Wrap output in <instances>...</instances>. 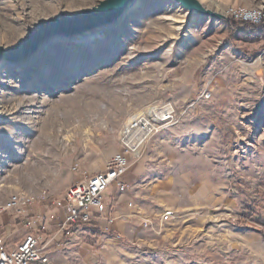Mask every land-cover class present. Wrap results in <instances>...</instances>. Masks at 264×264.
I'll return each mask as SVG.
<instances>
[{
  "label": "rangeland",
  "instance_id": "1",
  "mask_svg": "<svg viewBox=\"0 0 264 264\" xmlns=\"http://www.w3.org/2000/svg\"><path fill=\"white\" fill-rule=\"evenodd\" d=\"M99 1L0 0V45ZM198 1L221 16L135 0L92 40L53 34L3 68L0 205L105 169L133 117L174 110L129 156L136 178L106 189L101 217L65 233L54 264H264V229L247 216H264V38L241 36L226 13H264V0Z\"/></svg>",
  "mask_w": 264,
  "mask_h": 264
},
{
  "label": "built area",
  "instance_id": "2",
  "mask_svg": "<svg viewBox=\"0 0 264 264\" xmlns=\"http://www.w3.org/2000/svg\"><path fill=\"white\" fill-rule=\"evenodd\" d=\"M234 19L249 21L257 24L264 21V13L256 7H232L226 11ZM208 97V94H205ZM137 117V118H136ZM133 119L132 131L122 138L123 150L115 152L108 160L105 169L92 174H86L69 185L65 191L66 215L60 230L65 233L71 231L66 228L74 223H87L92 216L102 215L105 209L103 194L106 189L114 185L123 189V176L126 173L129 156L137 157L146 139L153 132L176 122L174 110L170 104L154 107L146 115H136ZM47 196L43 189L40 198ZM35 201V197L24 191L11 193L6 201L0 205V212L7 210L26 209ZM93 206L95 211L90 213L88 208ZM111 221V219H109ZM145 226L151 223L148 217H142ZM41 237L34 233H26L13 247L9 248L0 236V264H46L48 256L43 254L44 245H40Z\"/></svg>",
  "mask_w": 264,
  "mask_h": 264
},
{
  "label": "crops",
  "instance_id": "3",
  "mask_svg": "<svg viewBox=\"0 0 264 264\" xmlns=\"http://www.w3.org/2000/svg\"><path fill=\"white\" fill-rule=\"evenodd\" d=\"M137 172V167H131L130 163L122 179L125 187L136 178ZM80 178L71 173L63 187L53 192L48 191L45 198L29 204L26 209L7 210L0 213V232H2L0 236L6 245L11 248L26 233H34L41 237L40 245L45 244L42 252L48 256L46 264H54L56 251L59 250L57 246L63 243L62 239L65 236L60 230L66 215L65 191L69 185ZM114 190L116 188L113 185ZM55 236L56 238H54Z\"/></svg>",
  "mask_w": 264,
  "mask_h": 264
},
{
  "label": "water",
  "instance_id": "4",
  "mask_svg": "<svg viewBox=\"0 0 264 264\" xmlns=\"http://www.w3.org/2000/svg\"><path fill=\"white\" fill-rule=\"evenodd\" d=\"M131 0H100L91 8L82 9L72 15L62 13L50 17L38 24L24 39L12 47L0 45V60L19 61L30 57L53 34L75 35L118 19ZM189 11L199 14L221 16L219 13L204 7L198 0H175Z\"/></svg>",
  "mask_w": 264,
  "mask_h": 264
},
{
  "label": "trees",
  "instance_id": "5",
  "mask_svg": "<svg viewBox=\"0 0 264 264\" xmlns=\"http://www.w3.org/2000/svg\"><path fill=\"white\" fill-rule=\"evenodd\" d=\"M230 26L232 27V29L234 31H238V33L243 36V37H252V38H264V21L257 23V24H253L249 21H245V20H239V19H230L229 20ZM242 25V26H241ZM249 218H252L253 216H255V221L262 225L263 229H264V216L262 215V213L256 212V211H251L250 213H248L247 215ZM93 218H96V216H92V221ZM77 224L74 223L70 226H68L66 228V230L71 231ZM237 225L240 226H244L243 223H238ZM65 235V232H64ZM263 241H264V235H263Z\"/></svg>",
  "mask_w": 264,
  "mask_h": 264
},
{
  "label": "bare ground",
  "instance_id": "6",
  "mask_svg": "<svg viewBox=\"0 0 264 264\" xmlns=\"http://www.w3.org/2000/svg\"><path fill=\"white\" fill-rule=\"evenodd\" d=\"M134 2H135V0H131L129 3H128V5H127V8L125 9V10H127V9H129V8H131L133 5H134ZM124 10V11H125ZM101 25L100 26H97V27H95V29H90V30H87V31H84V32H82V33H80V34H78V35H74L73 37H76V39H82V40H85V41H90V40H92L93 38H94V36L96 35V34H98L99 33V31L101 30ZM47 43H49V42H47ZM45 46V45H44ZM10 63V61H8L7 59H1L0 60V74H1V72H2V70H3V68H5V66L7 65V64H9ZM24 63L25 62H22V64L21 65H24ZM136 117V116H135ZM135 117H133V119L135 118ZM137 118V117H136ZM133 119L129 122V124L127 125V127L124 129V131H122V138L123 137H125V135H127V134H129L131 131H132V126H133Z\"/></svg>",
  "mask_w": 264,
  "mask_h": 264
}]
</instances>
